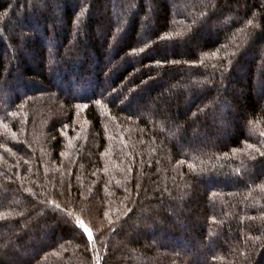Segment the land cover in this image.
<instances>
[{"label":"trees","instance_id":"1","mask_svg":"<svg viewBox=\"0 0 264 264\" xmlns=\"http://www.w3.org/2000/svg\"><path fill=\"white\" fill-rule=\"evenodd\" d=\"M0 264H264V0H0Z\"/></svg>","mask_w":264,"mask_h":264},{"label":"rangeland","instance_id":"2","mask_svg":"<svg viewBox=\"0 0 264 264\" xmlns=\"http://www.w3.org/2000/svg\"><path fill=\"white\" fill-rule=\"evenodd\" d=\"M88 220L90 226L96 228L103 224V221L99 217V206L96 202H94L90 207V212L88 214Z\"/></svg>","mask_w":264,"mask_h":264}]
</instances>
